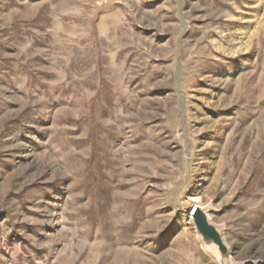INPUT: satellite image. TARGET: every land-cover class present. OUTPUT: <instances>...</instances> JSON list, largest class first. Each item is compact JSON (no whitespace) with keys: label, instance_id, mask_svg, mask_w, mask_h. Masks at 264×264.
I'll use <instances>...</instances> for the list:
<instances>
[{"label":"rangeland","instance_id":"1","mask_svg":"<svg viewBox=\"0 0 264 264\" xmlns=\"http://www.w3.org/2000/svg\"><path fill=\"white\" fill-rule=\"evenodd\" d=\"M192 197L264 264V0H0V264H217Z\"/></svg>","mask_w":264,"mask_h":264},{"label":"water","instance_id":"2","mask_svg":"<svg viewBox=\"0 0 264 264\" xmlns=\"http://www.w3.org/2000/svg\"><path fill=\"white\" fill-rule=\"evenodd\" d=\"M209 206H193L190 219L202 250L217 264H230V250L223 236V229L210 220Z\"/></svg>","mask_w":264,"mask_h":264},{"label":"bare ground","instance_id":"3","mask_svg":"<svg viewBox=\"0 0 264 264\" xmlns=\"http://www.w3.org/2000/svg\"><path fill=\"white\" fill-rule=\"evenodd\" d=\"M185 204L190 207L189 211L193 206H202L200 198H195V197L187 198ZM189 211L187 213V216L190 218Z\"/></svg>","mask_w":264,"mask_h":264},{"label":"crops","instance_id":"4","mask_svg":"<svg viewBox=\"0 0 264 264\" xmlns=\"http://www.w3.org/2000/svg\"><path fill=\"white\" fill-rule=\"evenodd\" d=\"M167 234H170V233H167Z\"/></svg>","mask_w":264,"mask_h":264}]
</instances>
